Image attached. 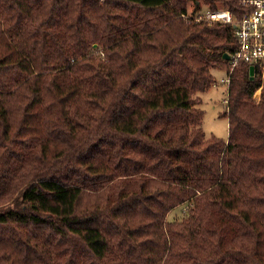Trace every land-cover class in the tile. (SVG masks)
<instances>
[{
	"label": "trees",
	"instance_id": "obj_1",
	"mask_svg": "<svg viewBox=\"0 0 264 264\" xmlns=\"http://www.w3.org/2000/svg\"><path fill=\"white\" fill-rule=\"evenodd\" d=\"M220 7L0 0V264H264L263 82L230 73L227 140L197 107L239 44L183 15Z\"/></svg>",
	"mask_w": 264,
	"mask_h": 264
},
{
	"label": "built area",
	"instance_id": "obj_2",
	"mask_svg": "<svg viewBox=\"0 0 264 264\" xmlns=\"http://www.w3.org/2000/svg\"><path fill=\"white\" fill-rule=\"evenodd\" d=\"M242 3L250 8L243 16H238L228 9L219 8L206 9L192 16L188 14L183 17L192 18L195 22L204 21L209 24L233 26L239 46L237 51L230 55V72L224 82H229L233 69L245 63L253 69V78L258 76L263 82L255 94L256 98L260 99L264 86V0H242Z\"/></svg>",
	"mask_w": 264,
	"mask_h": 264
},
{
	"label": "rangeland",
	"instance_id": "obj_3",
	"mask_svg": "<svg viewBox=\"0 0 264 264\" xmlns=\"http://www.w3.org/2000/svg\"><path fill=\"white\" fill-rule=\"evenodd\" d=\"M190 11L191 10H189V13ZM213 75L215 76L216 83L208 91L198 93V96L201 98V102L197 105V107L204 111L201 126L208 138L216 137L227 140L229 137V124L226 113L228 112L229 82H224L227 78V73L225 71L213 70ZM261 93L260 99H258L255 96V92L253 96V100L255 102H260ZM183 211L184 206L172 211L169 214L168 219L181 220L183 217Z\"/></svg>",
	"mask_w": 264,
	"mask_h": 264
},
{
	"label": "water",
	"instance_id": "obj_4",
	"mask_svg": "<svg viewBox=\"0 0 264 264\" xmlns=\"http://www.w3.org/2000/svg\"><path fill=\"white\" fill-rule=\"evenodd\" d=\"M224 58H225L226 60H230V55H229V54H225V55H224ZM253 74H254V71H253V69H251V76H253Z\"/></svg>",
	"mask_w": 264,
	"mask_h": 264
}]
</instances>
